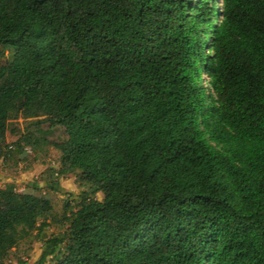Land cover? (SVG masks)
<instances>
[{
    "label": "trees",
    "instance_id": "1",
    "mask_svg": "<svg viewBox=\"0 0 264 264\" xmlns=\"http://www.w3.org/2000/svg\"><path fill=\"white\" fill-rule=\"evenodd\" d=\"M0 59V160L103 196L35 264H264V0H0ZM52 211L0 189V264Z\"/></svg>",
    "mask_w": 264,
    "mask_h": 264
},
{
    "label": "rangeland",
    "instance_id": "2",
    "mask_svg": "<svg viewBox=\"0 0 264 264\" xmlns=\"http://www.w3.org/2000/svg\"><path fill=\"white\" fill-rule=\"evenodd\" d=\"M8 57V53H4ZM4 62L0 59V64ZM31 122L30 119L17 118L10 122L6 137V144L14 146L12 155L7 161L0 160V189L7 185H14L18 193L34 194L50 200L52 204V219L49 228L42 234L41 239L35 237L33 232L27 238L21 240L13 248L4 260V264H35L49 244V239H63L67 224L63 220L65 202L69 201V208L73 211L81 200V193L85 192L88 199L101 200V193L87 190L80 184L76 174L69 173L57 178L55 191L45 187V178L49 170L58 174L60 169V153L52 147L40 143L34 146L15 143L25 134V128ZM39 135V134H38ZM50 247V246H49ZM64 249V246H60Z\"/></svg>",
    "mask_w": 264,
    "mask_h": 264
}]
</instances>
